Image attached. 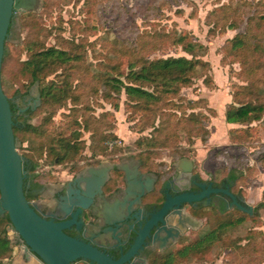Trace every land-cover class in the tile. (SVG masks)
I'll list each match as a JSON object with an SVG mask.
<instances>
[{
	"label": "trees",
	"instance_id": "16d2710c",
	"mask_svg": "<svg viewBox=\"0 0 264 264\" xmlns=\"http://www.w3.org/2000/svg\"><path fill=\"white\" fill-rule=\"evenodd\" d=\"M90 1L94 0H86V3ZM47 2L45 0V4ZM263 8L264 0H236L224 3L211 12L213 26L219 25V28L236 29L248 16L245 32L238 33L224 48L225 60L231 56L234 62L240 63L239 74L247 82L233 93L232 102L226 106L225 111L227 123L237 126L230 128L229 140L243 153L239 156L226 151L216 153L217 156L221 152L231 160V163L233 162V166L224 175L231 177L233 190L251 169L249 162L251 158L264 164V141L259 142L258 146L253 145L252 141L259 127L264 128ZM158 10L153 3L144 8V14L158 13ZM98 17L101 18V15ZM68 21L71 35L63 36L65 28L61 21V30L55 44L47 47L41 43L40 37L46 33L48 27L43 24L39 14L26 12L22 15L23 28L27 32L24 41L27 59L20 61L12 73L11 80L14 84L20 85L16 90L17 94H27L31 86L38 84L40 104L36 112L31 110V113L41 112L45 115L40 125L28 122L21 124L22 115L17 117L14 115V133L18 141L23 144L46 136L49 140L41 144L39 153L41 156L46 148L54 162L76 161L78 164L82 149L81 132L86 130L94 135L93 153L104 154L106 142L116 138L110 130L114 122L109 119L108 112L101 120L96 118L89 99L99 96L119 108L120 104L115 100L122 94L126 95V108L132 110L129 120L139 117L140 123L136 124L139 125L141 132L152 128L150 135L136 141L140 149L139 154L143 156L139 159L146 172L159 170L152 166L151 159L163 148L171 147L175 151L174 156L180 157L179 159L186 156L177 150L181 148L179 140L182 135L187 136L191 145L196 139L203 142L209 140L206 120L209 115L196 111L201 107L202 101H194L180 95L183 86L192 85L198 67L208 66V62L199 57L207 51L204 44L196 41L186 31L179 33L171 30L163 32L146 30L133 36V41L124 37L122 40L117 38L108 43L103 38L100 44L104 49L98 50V40H88L89 31L87 28L83 29L79 20ZM96 26L98 23L87 21L84 27ZM55 28L50 27L51 30ZM214 29H210V33H213ZM169 43L182 46L191 58L187 56L150 58L152 52ZM7 58L6 52L2 66V84ZM124 65L126 70L123 69ZM208 78L206 77V81ZM4 92L6 93L5 90ZM183 102L188 105L186 108L191 109L190 113L179 105ZM68 107H70L68 116L72 119V124L56 127L55 115L60 109ZM205 108L212 110L209 106ZM77 125L79 127L74 129ZM249 148H252V151H249ZM29 163L31 170L36 171L38 163L31 160ZM263 210L264 190L261 201L254 207L252 215L237 207L227 218L223 214L208 215V232L173 253L168 263L174 260L175 264H183L194 259L209 260L214 256L215 248L220 246L221 249L230 252L226 264H264V230L260 224ZM247 220L257 221L258 224L252 226L244 237L233 238L229 235L230 229L244 224ZM4 221L10 222V219L8 217L6 220L2 219L0 224ZM9 242L7 237L0 236V255L11 254Z\"/></svg>",
	"mask_w": 264,
	"mask_h": 264
},
{
	"label": "rangeland",
	"instance_id": "374dc122",
	"mask_svg": "<svg viewBox=\"0 0 264 264\" xmlns=\"http://www.w3.org/2000/svg\"><path fill=\"white\" fill-rule=\"evenodd\" d=\"M41 0V6L37 12L39 18L48 27L46 33L41 34L40 41L47 47L55 44L56 37L60 33L61 21L65 28L63 36L69 37L71 35L68 20H79L83 29L89 31L88 40H98V50L104 49L101 44L103 38L108 43L114 39H123L127 37L133 41V36L138 32L146 30L158 31H178L189 32L193 38L199 43L207 47L206 53L199 56L202 60L208 62V66L198 67V72L193 80L191 86H183L180 95L192 100H200L201 107L196 111L203 112L209 117L206 119L209 129V140L203 142L196 139L194 144L188 143L186 135H182L179 140L178 151L184 153L186 156L193 160L196 169L205 176V173H213L216 179L227 174L229 169L233 166L231 160L221 152L226 151L234 156H239L243 153L238 150L229 140V130L231 127L226 121L225 111L226 106L232 102L233 93L241 85H246L247 82L240 76V63L234 62L231 56L225 60L224 48L229 40L233 39L238 33L245 32L247 27V18L236 29L219 28V25L213 26L214 20L211 17V12L218 6L236 0H94L86 3V0ZM256 1V0H253ZM86 3V4H85ZM155 3L159 8L158 13H145L144 8ZM264 11V8L262 9ZM23 13H18L13 19V23L6 41L7 63L4 65L3 74V87L9 97L16 96V90L19 89V84H14L11 80L12 73L18 67L20 61L27 59V52L24 47L26 37V30L22 24ZM101 15V18L98 16ZM98 19H100L98 21ZM87 21L96 24V28L84 27ZM50 27H57L50 29ZM128 27V28H126ZM215 27V29H214ZM210 29H214L210 33ZM93 30H96L92 33ZM52 31V32H51ZM109 45V44H108ZM99 54V53H98ZM170 56H187L182 46H175L173 44H166L163 48L152 52L150 58H167ZM91 57V55H90ZM96 63V62H95ZM93 69L95 67H92ZM126 70V65L123 66ZM206 77H209L206 81ZM31 92L34 95H39L38 84L31 86ZM94 109L95 117L101 120L107 112L109 119L114 122L113 128L110 130L114 133L116 138H112L106 142L107 148L104 154H94L92 149V136L91 131L83 130L80 137V159L78 164L76 161L65 163L57 160L54 162L52 157L49 156L47 149H44L41 156L40 149L42 143H47L48 138L45 136L38 137L32 141H26L23 144L18 141V150L26 158V162L34 161L38 163L37 171L41 182L51 187L53 184L61 183V181L68 178L70 169L83 168L85 165L92 163L94 155L105 157L106 160L124 161L132 164L140 156V149L137 147L136 141L143 136L151 134L152 128H147L145 131H140L138 122L139 117L129 120L131 116V108H126L125 101L126 95L122 94L120 98L115 100L119 102V108L113 104L106 102L102 97H90L89 99ZM32 104L35 107L38 104ZM186 109L188 113L191 109L186 108V102L179 104ZM211 107L212 110L205 107ZM25 105L22 106L24 108ZM37 109H35L36 112ZM30 113L26 117L21 116L20 123L28 122L32 125H40L44 113ZM70 107L60 109L54 117L55 126L61 128L62 126H69L72 124V119L69 118ZM258 123H254L257 125ZM79 126H74L77 129ZM260 140V141H259ZM253 145L258 146L259 142L264 141V128L259 127L257 133L254 134ZM105 148V146H104ZM217 151H221L217 156ZM252 151V148H249ZM179 153V154H181ZM175 151L171 147L163 148L158 155L152 156V166L159 169L164 165H171L172 162L176 163L180 157L174 156ZM28 160V161H27ZM251 169H249L245 177L236 185L234 191L241 193L240 198L242 202L256 206L262 197L264 190V164L256 162L255 158L250 159ZM133 181L129 179V183ZM128 191V190H127ZM129 196V193L128 195ZM235 208H231L233 212ZM230 212V213H231ZM262 219L260 224L264 226V210L261 211ZM258 224L257 221L247 220L244 224L230 229L229 235L231 237H244L247 231L254 225ZM209 227L206 225L201 229L195 230L187 234L183 244L194 241L195 239L203 236ZM182 245V240L175 243V248ZM172 249V248H170ZM169 249V250H170ZM229 251L221 249L220 246L214 250V256L209 260H191L183 264H226L229 258Z\"/></svg>",
	"mask_w": 264,
	"mask_h": 264
},
{
	"label": "flooded vegetation",
	"instance_id": "af4514ba",
	"mask_svg": "<svg viewBox=\"0 0 264 264\" xmlns=\"http://www.w3.org/2000/svg\"><path fill=\"white\" fill-rule=\"evenodd\" d=\"M39 98L40 95H34L31 90L27 94H17L12 97L11 107L15 117L29 115L31 110H35L39 105L32 106ZM91 162L83 168L70 169L67 179L51 187L42 183L39 172L32 171L31 164L29 161L26 162L27 175L24 181L26 196L34 204L40 216L55 223H68V226L63 228L67 235L96 247L114 263L175 264V260L171 261L172 263H168V260L170 261L171 255L185 245L183 242L188 233L208 226V215L223 214L227 218L231 208L236 207L232 197L213 190L230 189L239 201L242 197L233 190L230 176H221L219 179H216L213 173H205L203 176L196 169L194 162L188 172L179 170L174 162L169 166L164 165L158 171L146 172L140 159L137 158L130 164L124 161H110L105 157L94 155ZM91 169L108 172L104 184L101 185L102 192L96 191L98 195L88 208H83L80 204H72V201L79 200V197H86L88 179L100 176L92 174ZM128 172L131 176L135 174L132 177L135 182L146 184L148 180L153 179L151 192L142 197L140 204L132 203L134 199L127 196ZM208 190L210 192L203 199L191 203L184 202L170 209L158 226L146 234L136 253L131 254L130 248L135 243L136 232L143 228L151 214L161 210L169 197L174 199L186 193L202 194ZM176 211H182L185 215L201 221V224L196 229L186 224L184 230H179L175 225L179 219ZM7 217L9 218L8 213L0 210V220H6ZM0 231L1 238L7 237L12 248L11 254L0 255V264H42L35 254L25 251V242L13 229L11 220L0 224ZM180 240L182 245L173 249L175 243ZM72 264L101 263L78 258Z\"/></svg>",
	"mask_w": 264,
	"mask_h": 264
},
{
	"label": "water",
	"instance_id": "95a60500",
	"mask_svg": "<svg viewBox=\"0 0 264 264\" xmlns=\"http://www.w3.org/2000/svg\"><path fill=\"white\" fill-rule=\"evenodd\" d=\"M41 0H0V210L7 212L13 229L16 230L25 242V251L35 254L42 264H72L78 258H86L101 264L114 263L108 256L92 245L67 235L63 228L68 223H55L40 216L34 204L27 199L25 191V169L26 158L18 150V140L14 133V114L11 107V100L4 92L2 84V66L6 55V41L16 14L38 11ZM40 104V100L38 102ZM179 170L188 172L193 167V160L182 158L175 163ZM92 174H98L88 179V191L86 197H79V200L72 201V204H80L83 208L93 202L102 192L101 185L107 177V170H90ZM129 175L128 180L134 177ZM153 188V179L146 182L130 181L129 197L134 199L132 203H142V197ZM134 190V191H133ZM97 191V192H96ZM215 192H223L232 197L233 204L241 211L252 215L254 207L238 200L236 194L230 189H214ZM210 190L202 194L186 193L172 199L168 198L161 210L151 214L143 228L136 234L135 243L130 248L134 255L142 245L146 234L163 220L164 216L175 205L178 207L184 202H193L203 199ZM179 219L175 224L179 230H184L186 224L196 229L201 221L185 215L182 211H176Z\"/></svg>",
	"mask_w": 264,
	"mask_h": 264
},
{
	"label": "crops",
	"instance_id": "0c3cea01",
	"mask_svg": "<svg viewBox=\"0 0 264 264\" xmlns=\"http://www.w3.org/2000/svg\"><path fill=\"white\" fill-rule=\"evenodd\" d=\"M255 207V206H254ZM262 229L264 230V226L262 227Z\"/></svg>",
	"mask_w": 264,
	"mask_h": 264
}]
</instances>
